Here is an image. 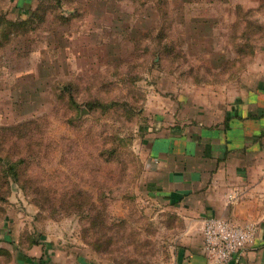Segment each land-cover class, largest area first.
Here are the masks:
<instances>
[{
  "label": "rangeland",
  "instance_id": "374dc122",
  "mask_svg": "<svg viewBox=\"0 0 264 264\" xmlns=\"http://www.w3.org/2000/svg\"><path fill=\"white\" fill-rule=\"evenodd\" d=\"M16 2L0 0V264L168 263L142 128L248 83L264 0Z\"/></svg>",
  "mask_w": 264,
  "mask_h": 264
},
{
  "label": "crops",
  "instance_id": "0c3cea01",
  "mask_svg": "<svg viewBox=\"0 0 264 264\" xmlns=\"http://www.w3.org/2000/svg\"><path fill=\"white\" fill-rule=\"evenodd\" d=\"M33 2L22 0L19 7L27 10ZM262 65L238 92L186 99L178 113L169 107L142 128L149 198L159 220L172 219L177 226L169 232L174 238L165 264H216L203 251L201 229L208 218L256 223L255 239L235 264H264ZM232 191L240 198L227 204Z\"/></svg>",
  "mask_w": 264,
  "mask_h": 264
},
{
  "label": "built area",
  "instance_id": "2783aa9c",
  "mask_svg": "<svg viewBox=\"0 0 264 264\" xmlns=\"http://www.w3.org/2000/svg\"><path fill=\"white\" fill-rule=\"evenodd\" d=\"M240 195L236 191L225 197L227 204L238 202ZM258 226L250 222L237 225L223 218H208L204 220L201 229L203 251L216 264H235L243 250L253 242Z\"/></svg>",
  "mask_w": 264,
  "mask_h": 264
},
{
  "label": "trees",
  "instance_id": "16d2710c",
  "mask_svg": "<svg viewBox=\"0 0 264 264\" xmlns=\"http://www.w3.org/2000/svg\"><path fill=\"white\" fill-rule=\"evenodd\" d=\"M22 0H17V2H16V4H15V6H14V8H13V11H15V12H18V15L19 16H22V17H27V15H32V13L34 12V11H36V10H34V7L32 6L33 5V3L32 4H30V7H29V9H27V10H22V9H20V7H19V3L21 2ZM35 1V0H34ZM40 3V2H39ZM61 6V4H59V6H57V9H58V7H60ZM68 13V12H67ZM3 19H2V17H0V27H2V21ZM24 20V19H23ZM22 26H24V23H22ZM14 27V26H13ZM7 35V36H6ZM6 35H4L3 37H4V39H0V45L1 44H3V40H8L9 38H10V36H9V33H7ZM0 201H4V198L2 197V198H0ZM25 256V255H24ZM25 258V261H26V263L27 264H44L45 262L41 259V258H39V259H36L35 260V258H30V257H24ZM21 260V259H20Z\"/></svg>",
  "mask_w": 264,
  "mask_h": 264
}]
</instances>
